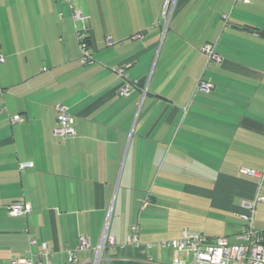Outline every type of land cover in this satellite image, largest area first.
Returning <instances> with one entry per match:
<instances>
[{
  "label": "crops",
  "instance_id": "obj_1",
  "mask_svg": "<svg viewBox=\"0 0 264 264\" xmlns=\"http://www.w3.org/2000/svg\"><path fill=\"white\" fill-rule=\"evenodd\" d=\"M162 3L74 0L73 19L58 0H0V264L39 261L41 242L51 264H68L78 236L95 247L107 222L119 244L138 225L140 246L123 256L142 261L153 238L188 231L186 214L238 221L244 202L264 198V0H216L209 34L172 35L170 48L158 43ZM76 32L94 63H79ZM56 104L74 118L71 137L53 134ZM13 202L29 212L10 215Z\"/></svg>",
  "mask_w": 264,
  "mask_h": 264
},
{
  "label": "built area",
  "instance_id": "obj_2",
  "mask_svg": "<svg viewBox=\"0 0 264 264\" xmlns=\"http://www.w3.org/2000/svg\"><path fill=\"white\" fill-rule=\"evenodd\" d=\"M60 3L67 5L71 10L73 19H82L81 12L73 7L74 0H58ZM248 2V0H238ZM177 0H163L160 15L165 27L173 15ZM80 49L79 63L81 65H89L94 63V57L88 48L86 37L76 32ZM202 50L208 55V58L218 60V56L213 51L210 44L202 47ZM3 57L0 56V62ZM124 66L116 67L119 78H126ZM197 88L202 91H208L211 85L207 82L200 81ZM129 85L126 84L120 89L121 95H126ZM56 120L53 128V134L63 138L73 136L76 131L74 128V118L68 111V108L62 104H56L55 107ZM10 122L15 123L21 119L18 114L9 116ZM32 164L25 162L19 165L20 170L30 167ZM240 172L249 175L261 177L255 170L250 168H241ZM264 198L256 195L250 201L243 203L244 210L238 214L242 223V228L231 236L234 242L229 241L228 236H207L201 233L189 232L184 230L181 237L169 240H163L157 243L162 248L169 249L173 252V258L170 264H264V229H258L253 225L256 203L263 201ZM10 215L18 216L29 212L30 208L22 202H13L6 206ZM33 240L29 241L32 245ZM140 246L139 227L137 224L129 228L125 242L119 244L108 234V222L105 224L103 231L99 237L95 247H91L89 239L84 235H79L77 244L72 249L67 250L68 264H83L77 258L79 251H87L89 253L86 259L87 264H118L124 258L125 250L133 249ZM153 244H147V248H151ZM40 253L39 261L35 262L30 256L16 258L11 260V264H51V251L45 242L39 244ZM42 259L45 261L43 262ZM145 264H154L152 258L143 261Z\"/></svg>",
  "mask_w": 264,
  "mask_h": 264
},
{
  "label": "rangeland",
  "instance_id": "obj_3",
  "mask_svg": "<svg viewBox=\"0 0 264 264\" xmlns=\"http://www.w3.org/2000/svg\"><path fill=\"white\" fill-rule=\"evenodd\" d=\"M204 1V3H201V0H191L188 3L179 4L177 0L175 10L167 28L165 27L164 21L160 24L161 29L158 35L160 47L164 45V47L170 48L171 43L169 38L172 35L178 38L182 37L189 43L198 41L201 36L203 38L209 34L210 30L214 27L212 26L215 21L212 19V15L214 14L212 10H215L214 5L216 0H212L211 3L206 2L208 0ZM200 10H202L203 13L195 18V12ZM159 16L161 17L160 12ZM77 24L79 25V21H77ZM207 215L208 212L205 208L195 210L188 215L186 214L181 218V223L185 224L183 229L195 233H200L201 231L211 236L224 235L229 237L230 242L235 241L231 233L233 230H239V223L240 226L242 225L240 220L237 221L233 219L234 217L223 213L211 214L209 218H207ZM253 225L258 229H264V203H257ZM203 228H205V230H203ZM155 240L154 238L151 240L155 244H153L151 248H148V257L152 258L154 264H170L172 252L168 249L161 248L157 245L158 241Z\"/></svg>",
  "mask_w": 264,
  "mask_h": 264
},
{
  "label": "trees",
  "instance_id": "obj_4",
  "mask_svg": "<svg viewBox=\"0 0 264 264\" xmlns=\"http://www.w3.org/2000/svg\"><path fill=\"white\" fill-rule=\"evenodd\" d=\"M88 42V38L86 37L85 39ZM202 234V233H201ZM220 236V235H218ZM118 264H145L143 261H138V260H132V259H123L121 262Z\"/></svg>",
  "mask_w": 264,
  "mask_h": 264
},
{
  "label": "water",
  "instance_id": "obj_5",
  "mask_svg": "<svg viewBox=\"0 0 264 264\" xmlns=\"http://www.w3.org/2000/svg\"><path fill=\"white\" fill-rule=\"evenodd\" d=\"M257 33L259 34V35H261V36H263L264 35V31L262 32V31H257ZM116 264V263H115Z\"/></svg>",
  "mask_w": 264,
  "mask_h": 264
}]
</instances>
